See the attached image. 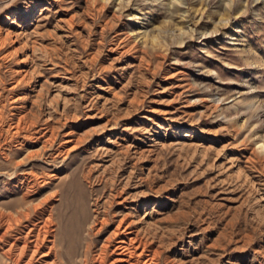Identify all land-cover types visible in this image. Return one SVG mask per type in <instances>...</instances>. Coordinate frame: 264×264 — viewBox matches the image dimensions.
<instances>
[{"label": "rangeland", "instance_id": "374dc122", "mask_svg": "<svg viewBox=\"0 0 264 264\" xmlns=\"http://www.w3.org/2000/svg\"><path fill=\"white\" fill-rule=\"evenodd\" d=\"M0 38L6 115L57 136L2 145L42 176L5 210L53 211L60 264L126 215L161 264H264V0H0Z\"/></svg>", "mask_w": 264, "mask_h": 264}, {"label": "bare ground", "instance_id": "6f19581e", "mask_svg": "<svg viewBox=\"0 0 264 264\" xmlns=\"http://www.w3.org/2000/svg\"><path fill=\"white\" fill-rule=\"evenodd\" d=\"M159 38V34H153V36H151V44L156 45L159 42ZM143 39V42H147V33L144 35ZM4 41L5 39L0 38V45H2ZM21 71L22 70L19 68L15 70L14 73L19 74ZM1 103L0 154L7 160L0 161V178L4 177L5 180L3 183L5 185V191H2V193L6 192L9 196H15L18 195L17 191H19L20 195L17 198L14 197V199L0 202V246L4 249L7 247V249L4 250V255L12 260L14 264H60L58 239L56 235L57 230L55 228L56 224L54 222L53 211L41 209V203L35 206L33 205L34 207L32 206L33 208L31 209L21 208L14 213L5 210L10 206L12 207V205H14L13 203L17 202V200L18 203L26 202L30 197L31 190L35 186H39L42 176L40 177L34 172L33 168L28 171H22L18 174L19 167L27 164L29 165L34 161H10L8 153L6 152L7 148L3 149L2 146L6 145L5 147H7L8 145V147H11L10 144L15 141L24 148L29 144L32 145L45 138V140H43L44 149L47 144H53L57 137H55L54 134V127L48 120L45 127L47 134H43L41 131H36L32 136L25 135L26 132L21 136L23 131L30 130V125L35 126L37 122L32 119L29 113H23V115L18 118L15 117L13 112L10 116H7L5 105ZM26 123L29 127H26ZM50 132L51 135L46 138ZM40 133H42V135H40ZM19 138H22L23 140H19ZM260 148H264V143L260 145ZM17 152H19V150L15 151V153ZM38 154H40V152H31L28 154L27 158H32ZM41 156H43V154H41ZM6 169H14L15 171L13 174L8 175L4 171ZM57 174L58 173L54 171L48 177L52 179L53 177H56ZM45 179H47V177H45ZM54 195L55 193L52 194V196ZM47 199L48 198H45L42 204L47 202ZM91 224L89 230L92 231V234L93 231H96L95 233L99 234L105 231L104 229L110 225L111 222L107 215L96 213L94 221ZM136 224L137 223H135L129 215L118 220L114 231L104 241L99 251L93 256L92 264H161V258L163 257L161 251L153 248V243L148 242V240H144L139 236V230L137 229L138 226ZM164 264L168 263L166 262Z\"/></svg>", "mask_w": 264, "mask_h": 264}]
</instances>
